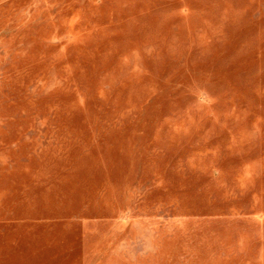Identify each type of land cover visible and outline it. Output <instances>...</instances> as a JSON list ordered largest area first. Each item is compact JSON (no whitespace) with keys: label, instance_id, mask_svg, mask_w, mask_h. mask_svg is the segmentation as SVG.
<instances>
[{"label":"rangeland","instance_id":"374dc122","mask_svg":"<svg viewBox=\"0 0 264 264\" xmlns=\"http://www.w3.org/2000/svg\"><path fill=\"white\" fill-rule=\"evenodd\" d=\"M0 264H264V0H0Z\"/></svg>","mask_w":264,"mask_h":264}]
</instances>
